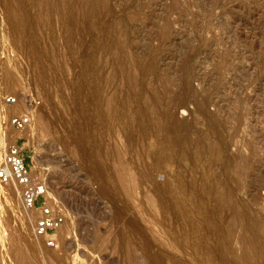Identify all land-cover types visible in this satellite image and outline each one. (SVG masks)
<instances>
[{
  "label": "rangeland",
  "instance_id": "1",
  "mask_svg": "<svg viewBox=\"0 0 264 264\" xmlns=\"http://www.w3.org/2000/svg\"><path fill=\"white\" fill-rule=\"evenodd\" d=\"M10 114L63 221L0 186V264H258L264 0H0Z\"/></svg>",
  "mask_w": 264,
  "mask_h": 264
},
{
  "label": "built area",
  "instance_id": "2",
  "mask_svg": "<svg viewBox=\"0 0 264 264\" xmlns=\"http://www.w3.org/2000/svg\"><path fill=\"white\" fill-rule=\"evenodd\" d=\"M15 100L14 96H6L4 103L10 105ZM28 122L29 117L23 114L7 116L0 138V186L16 194L24 212L37 213L32 226L34 237L54 246L63 218L59 211L47 204L45 184L32 176L28 159L20 147L22 135H15V131L24 130Z\"/></svg>",
  "mask_w": 264,
  "mask_h": 264
},
{
  "label": "bare ground",
  "instance_id": "3",
  "mask_svg": "<svg viewBox=\"0 0 264 264\" xmlns=\"http://www.w3.org/2000/svg\"><path fill=\"white\" fill-rule=\"evenodd\" d=\"M35 77H37L36 75H35ZM38 78V77H37ZM110 113V112H109ZM113 118V117H112ZM110 123V122H109ZM112 125H114V124H112ZM111 126V125H110ZM113 127V126H112ZM25 132H24V130H22L21 132L20 131H15V135H21V134H24ZM47 191V190H46ZM48 204V203H47ZM243 211H240L239 212V215L240 216H243ZM238 222H233V224H231L230 226V230H232L233 229V226H236V224H237ZM63 226V225H62ZM17 228V227H16ZM59 230H61V226L58 228ZM59 230H57V231H59ZM264 230V229H263ZM258 231H260V230H258ZM230 233H231V231H230ZM243 236V235H242ZM244 237V236H243ZM236 238L238 239V238H240V235H238V236H236ZM246 245L247 246H245V249H246V251L247 250H251V253H255L256 254V257H257V260H258V264H264V235L262 236V235H260V236H258L257 234H256V238L255 239H253V243H251V244H248V243H246ZM135 246V245H134ZM129 247H130V245H129ZM130 249V248H129ZM125 250V249H124ZM31 251V250H30ZM131 251H132V248H131ZM131 251H129L128 252V254H127V259H128V263L129 264H138V262L136 263V261L134 260V255H133V252H131ZM133 251H134V249H133ZM18 252V251H17ZM246 253L245 252H242V255H245ZM54 255V254H53ZM124 255V254H123ZM21 256V255H20ZM23 258V257H22ZM18 260H19V257L17 258ZM20 259H21V257H20ZM125 259V258H124ZM20 262H21V260H20ZM58 262V261H57ZM18 263V262H17ZM19 264H37L36 263V261H34V262H30L29 261V263H19Z\"/></svg>",
  "mask_w": 264,
  "mask_h": 264
}]
</instances>
